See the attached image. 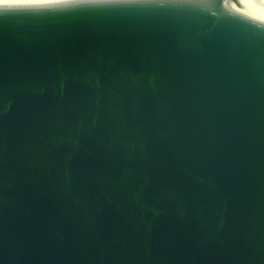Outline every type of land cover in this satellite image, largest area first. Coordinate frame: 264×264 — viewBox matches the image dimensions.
<instances>
[{"label": "water", "instance_id": "obj_1", "mask_svg": "<svg viewBox=\"0 0 264 264\" xmlns=\"http://www.w3.org/2000/svg\"><path fill=\"white\" fill-rule=\"evenodd\" d=\"M0 264H264V19L0 5Z\"/></svg>", "mask_w": 264, "mask_h": 264}, {"label": "bare ground", "instance_id": "obj_2", "mask_svg": "<svg viewBox=\"0 0 264 264\" xmlns=\"http://www.w3.org/2000/svg\"><path fill=\"white\" fill-rule=\"evenodd\" d=\"M50 0H7L4 4L32 3ZM228 4L245 13L255 15L264 19V4L258 3L256 0H226Z\"/></svg>", "mask_w": 264, "mask_h": 264}, {"label": "clouds", "instance_id": "obj_3", "mask_svg": "<svg viewBox=\"0 0 264 264\" xmlns=\"http://www.w3.org/2000/svg\"><path fill=\"white\" fill-rule=\"evenodd\" d=\"M6 2H7V0H0V5H3Z\"/></svg>", "mask_w": 264, "mask_h": 264}]
</instances>
